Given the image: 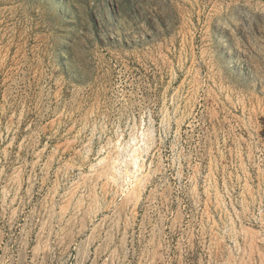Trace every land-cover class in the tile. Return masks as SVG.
Returning a JSON list of instances; mask_svg holds the SVG:
<instances>
[{"label": "rangeland", "instance_id": "obj_1", "mask_svg": "<svg viewBox=\"0 0 264 264\" xmlns=\"http://www.w3.org/2000/svg\"><path fill=\"white\" fill-rule=\"evenodd\" d=\"M0 264H264V0H0Z\"/></svg>", "mask_w": 264, "mask_h": 264}, {"label": "bare ground", "instance_id": "obj_2", "mask_svg": "<svg viewBox=\"0 0 264 264\" xmlns=\"http://www.w3.org/2000/svg\"><path fill=\"white\" fill-rule=\"evenodd\" d=\"M134 152H135V150H134ZM137 152V151H136ZM133 153V152H132ZM135 155V154H134ZM139 155V154H138ZM140 158V157H139ZM133 159V158H132ZM130 160V159H129ZM134 162H133V160H132V163H134V168H136V172L137 171H140V169H141V167H140V165H138V163H137V161H138V157L137 156H135V158H134ZM137 160V161H136ZM119 163H121V162H119L118 160H117V158H115L114 160H112V164L111 165H113L112 166V168H113V170H115L116 171V173L119 171V170H116V168H117V165H119ZM128 164V163H127ZM121 165V164H120ZM120 169V168H119ZM121 170V169H120ZM125 177H124V180L123 181H125V182H130L131 181V176L134 174L129 168H125ZM134 176V175H133ZM113 179H115L116 177L114 176V177H112ZM142 182V181H141ZM141 182H139L140 183V185H141ZM133 190H132V193H134V194H136V193H139V192H137V189H136V186L134 187V188H132ZM139 189V188H138ZM140 191V190H139ZM131 192H129V194H130ZM138 199V198H137Z\"/></svg>", "mask_w": 264, "mask_h": 264}]
</instances>
